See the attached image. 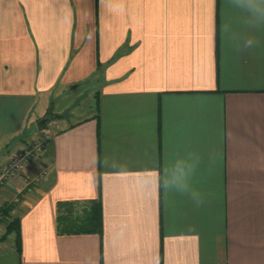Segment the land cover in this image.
I'll list each match as a JSON object with an SVG mask.
<instances>
[{"label": "crops", "instance_id": "1", "mask_svg": "<svg viewBox=\"0 0 264 264\" xmlns=\"http://www.w3.org/2000/svg\"><path fill=\"white\" fill-rule=\"evenodd\" d=\"M90 79L96 112L27 142ZM47 133L0 186L20 193L0 264H264V0H0V164ZM98 197L101 235L58 233L59 202Z\"/></svg>", "mask_w": 264, "mask_h": 264}, {"label": "rangeland", "instance_id": "2", "mask_svg": "<svg viewBox=\"0 0 264 264\" xmlns=\"http://www.w3.org/2000/svg\"><path fill=\"white\" fill-rule=\"evenodd\" d=\"M98 90V82L94 79H90L88 81L82 82L79 85H71L68 89H65L64 92L59 96H54L51 102L47 105L44 112L49 108L50 104L53 105L52 111L54 114L58 115L56 120L63 118V122H74L77 120H81L87 117L90 113H94L97 110V96L96 91ZM51 125L47 124L42 131L47 130ZM34 131H40L37 123L34 122L31 125V128L27 129L24 132L23 137L26 139L27 142L33 139ZM37 141V140H36ZM18 141H14L7 146H2L0 144V160L3 159L9 151H12L18 145ZM29 144V143H28ZM26 143V146L28 145ZM24 146V147H26ZM10 155V154H9ZM8 155V156H9ZM12 155V154H11ZM7 156V157H8ZM33 156L32 158H34ZM31 159V158H30ZM8 159H6L3 163H5ZM29 161V160H28ZM27 161V162H28ZM26 162V163H27ZM1 163L0 166L3 164ZM25 163V165H26ZM41 169V168H40ZM41 170L37 169L34 173L30 174V179L34 181H39V173ZM1 184L0 186H2ZM18 192H15L14 189H10V193L8 195L7 203H12L16 205L14 198H18ZM16 195V196H15ZM15 196V197H14ZM10 220V218H8ZM3 221H5L3 219ZM5 225L2 222L0 224V237L3 235L5 231ZM14 235V234H13ZM15 237V235H14ZM10 238V237H9ZM1 241V240H0ZM12 238L8 239L6 237V241L3 244H0V253L3 249H6L9 246H12Z\"/></svg>", "mask_w": 264, "mask_h": 264}, {"label": "trees", "instance_id": "3", "mask_svg": "<svg viewBox=\"0 0 264 264\" xmlns=\"http://www.w3.org/2000/svg\"><path fill=\"white\" fill-rule=\"evenodd\" d=\"M12 203L4 202L0 207V224L3 222L5 231L0 240H5L10 233H14L16 250L20 249L19 219L13 217L8 220ZM3 219L5 221H3ZM101 200L98 198L88 202H59L57 205L58 233L94 232L102 234Z\"/></svg>", "mask_w": 264, "mask_h": 264}, {"label": "built area", "instance_id": "4", "mask_svg": "<svg viewBox=\"0 0 264 264\" xmlns=\"http://www.w3.org/2000/svg\"><path fill=\"white\" fill-rule=\"evenodd\" d=\"M49 138L50 133H47L43 139L34 141L12 153L8 160L0 166V185L6 182L15 172L22 169L30 158L45 152L46 139Z\"/></svg>", "mask_w": 264, "mask_h": 264}, {"label": "clouds", "instance_id": "5", "mask_svg": "<svg viewBox=\"0 0 264 264\" xmlns=\"http://www.w3.org/2000/svg\"><path fill=\"white\" fill-rule=\"evenodd\" d=\"M249 10L252 11L253 13L256 12V8L254 5L249 6ZM258 44H259V41L255 37H249L244 42V48L247 50H252L255 47H257ZM176 168L182 169V166L180 164H177ZM157 171L161 172V174H162V181L161 182H162L163 187L166 190H169L173 187H175L177 189L179 188V184L176 183L175 177L169 175V173L173 170L168 169V168H162V170L158 169ZM191 199L196 206H199L203 203V198L201 197V195L199 194L198 191H193L191 193Z\"/></svg>", "mask_w": 264, "mask_h": 264}, {"label": "water", "instance_id": "6", "mask_svg": "<svg viewBox=\"0 0 264 264\" xmlns=\"http://www.w3.org/2000/svg\"><path fill=\"white\" fill-rule=\"evenodd\" d=\"M52 108L53 105L50 104L49 108L43 113V115L36 120L39 129L44 128L48 123L58 117V115L53 113Z\"/></svg>", "mask_w": 264, "mask_h": 264}]
</instances>
